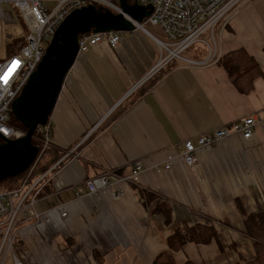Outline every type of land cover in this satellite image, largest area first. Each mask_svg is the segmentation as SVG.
Wrapping results in <instances>:
<instances>
[{
	"label": "crops",
	"instance_id": "crops-1",
	"mask_svg": "<svg viewBox=\"0 0 264 264\" xmlns=\"http://www.w3.org/2000/svg\"><path fill=\"white\" fill-rule=\"evenodd\" d=\"M149 39L123 33L114 49L101 43L78 54L66 75L49 119L52 145L67 156L43 174L34 205L51 222L18 227L28 264H153L161 253L175 264L254 260L242 213H264V131L199 149L191 167L181 150L183 142L242 118H264V0H246L217 38L219 57L243 49L261 71L246 94L215 64L163 70L156 83L127 96L157 62ZM136 165L137 184L76 198L85 180L106 172L126 177ZM117 189L124 194L117 197ZM155 205L168 218L153 213ZM199 228L214 236L169 250L175 232Z\"/></svg>",
	"mask_w": 264,
	"mask_h": 264
},
{
	"label": "built area",
	"instance_id": "built-area-1",
	"mask_svg": "<svg viewBox=\"0 0 264 264\" xmlns=\"http://www.w3.org/2000/svg\"><path fill=\"white\" fill-rule=\"evenodd\" d=\"M246 0H137L140 7H151V14L142 23L159 29L161 36L156 38L146 32L142 23H137L127 15L123 17L131 23L133 29L144 31L158 49V60L153 68L128 92L131 95L163 70L176 67L199 68L215 65L220 58L217 54L218 33L225 30L231 18ZM7 6V12L3 10ZM89 5H98L114 14H122L118 0H0V20L13 23L12 11L22 17L26 34L23 44L16 43L19 38H11L8 44L12 55L0 62V138L18 140L24 134L11 124V107L19 96L31 75L41 62L45 51L56 30L64 19L75 10ZM122 32L88 33L78 37V54L105 43L110 49L118 46ZM204 54V56H199ZM4 77H7L6 81ZM264 131V118L249 116L232 124L200 135L193 143H182L181 157L191 167L195 164L197 150L216 146L221 141L239 137L250 140L256 129ZM41 137V151L52 144L51 129L48 125L36 129ZM67 156V155H66ZM169 164L165 170L169 169ZM142 168L134 166L126 177L112 178L110 172L85 180L75 190L76 198L99 193L117 184H137ZM41 175L32 183L29 175L22 184L13 190L0 191V264H23L14 253V243L19 235V225L29 222L35 226L49 225L50 215L37 212L35 203L43 188ZM124 194L117 189V197ZM62 219L67 213L62 207H56Z\"/></svg>",
	"mask_w": 264,
	"mask_h": 264
},
{
	"label": "water",
	"instance_id": "water-1",
	"mask_svg": "<svg viewBox=\"0 0 264 264\" xmlns=\"http://www.w3.org/2000/svg\"><path fill=\"white\" fill-rule=\"evenodd\" d=\"M118 3L122 14L89 5L70 13L56 30L35 72L12 103V115L26 132L18 140H3L0 144V182L21 175L36 160L38 148L31 144L33 134L49 121L65 77L77 58L78 37L131 32L133 26L124 14L142 23L152 12L151 7H140L136 2Z\"/></svg>",
	"mask_w": 264,
	"mask_h": 264
},
{
	"label": "trees",
	"instance_id": "trees-1",
	"mask_svg": "<svg viewBox=\"0 0 264 264\" xmlns=\"http://www.w3.org/2000/svg\"><path fill=\"white\" fill-rule=\"evenodd\" d=\"M129 4H134L136 0H127ZM96 8L100 7L98 5H95ZM104 10H107L103 8ZM16 43L23 44V38H20L16 40ZM221 65V67L225 70L228 77L232 80L235 87L241 92V93H248L253 88V81L261 76V71L259 70L258 66H256L253 63V59L243 50H235L230 53L224 54L219 62L217 63ZM162 76V72L159 73L157 76H155L152 80H150V85L156 83L158 79ZM147 88V87H146ZM119 114L117 116H120L122 114V111L119 110ZM11 124L20 130L23 134H25V129L22 127L20 123H18L13 115H11ZM47 125L51 129L50 121H48ZM52 135V130H51ZM24 136V135H23ZM39 133L38 131H35L32 137L31 144L33 146H36L41 151V144L38 140ZM3 143V139L0 138V144ZM68 150H63L55 145L50 144L47 146V148L43 151L40 156L38 157L37 161L34 162L24 173L21 175L12 178L7 179L2 182H0V186H4L3 188H0V191L2 190H13L15 188H18L22 182L24 181V178L29 175V182L35 181L37 178H39L42 174H44L46 171H48L52 166H55L57 163H61V160L64 158ZM6 185V186H5ZM9 186V187H8ZM8 187V188H5ZM5 188V189H4ZM42 196V194H41ZM163 205L160 207L158 205H155V208L153 210L154 212L160 211L163 212L168 218V211L162 208ZM242 211V206L240 204L239 210ZM243 215V223L245 227V235L252 241L253 249L255 258L252 262H249V264H264V213L259 214H245ZM195 229H189L187 234H183L181 231L175 232L171 237L167 239V245L170 251L172 252H178L180 251L186 242H206L208 239L214 235H212V231L209 229H203L200 230ZM19 235L17 236L14 247L21 249V246H19ZM18 250V249H17ZM23 251V250H22ZM22 251L19 252V254H22ZM16 253V252H15ZM17 254V253H16ZM20 261L21 260V257ZM153 264H175L173 257L170 254L167 253H161L159 254L153 261ZM191 264V263H186Z\"/></svg>",
	"mask_w": 264,
	"mask_h": 264
},
{
	"label": "rangeland",
	"instance_id": "rangeland-1",
	"mask_svg": "<svg viewBox=\"0 0 264 264\" xmlns=\"http://www.w3.org/2000/svg\"><path fill=\"white\" fill-rule=\"evenodd\" d=\"M3 9H4L3 10L4 12H7V10H6L7 6L5 4H3ZM12 19L14 20L13 23L6 22L4 20H0V62L8 59L12 55L11 50L8 46V44L11 42V38H19V37L22 38L26 34V29H25L23 19L18 14L17 11H14V10L12 11ZM142 25H143L144 30L146 32H148L149 34H151L152 36H154L156 38H160L161 33H160L158 28L153 27V26H151L147 23H144V22L142 23ZM131 32H138V33L143 34L144 36L148 37L147 34L142 30L134 29ZM129 33L130 32H124V34H129ZM149 40H151V39H149ZM150 42H152V40ZM153 48H155V45H153ZM156 55H157V60H158V49H156ZM49 121H50V119H49ZM39 137H41V134H39ZM1 187L3 188L4 186H0V188ZM8 187H5V188H8ZM2 191H6V190H2ZM16 242H17V240H16ZM13 249H14V253L16 252L17 254L16 253L15 254L18 255L19 257H21L22 263L28 264V261L26 260L23 253L21 255L19 254V252H21V250L19 248H17L18 249L17 250L16 247H14V246H13Z\"/></svg>",
	"mask_w": 264,
	"mask_h": 264
},
{
	"label": "snow or ice",
	"instance_id": "snow-or-ice-1",
	"mask_svg": "<svg viewBox=\"0 0 264 264\" xmlns=\"http://www.w3.org/2000/svg\"><path fill=\"white\" fill-rule=\"evenodd\" d=\"M4 79H5V81H6L7 77H4Z\"/></svg>",
	"mask_w": 264,
	"mask_h": 264
}]
</instances>
